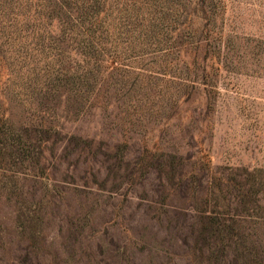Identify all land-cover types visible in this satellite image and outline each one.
<instances>
[{"label": "rangeland", "instance_id": "rangeland-1", "mask_svg": "<svg viewBox=\"0 0 264 264\" xmlns=\"http://www.w3.org/2000/svg\"><path fill=\"white\" fill-rule=\"evenodd\" d=\"M0 264H264V0H0Z\"/></svg>", "mask_w": 264, "mask_h": 264}]
</instances>
